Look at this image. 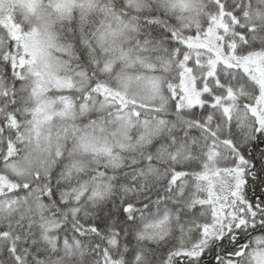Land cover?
Here are the masks:
<instances>
[{"label":"snow or ice","instance_id":"snow-or-ice-1","mask_svg":"<svg viewBox=\"0 0 264 264\" xmlns=\"http://www.w3.org/2000/svg\"><path fill=\"white\" fill-rule=\"evenodd\" d=\"M0 264H264V0H0Z\"/></svg>","mask_w":264,"mask_h":264}]
</instances>
